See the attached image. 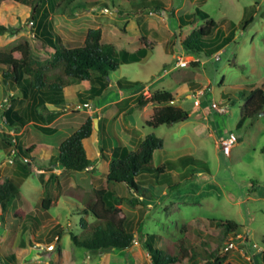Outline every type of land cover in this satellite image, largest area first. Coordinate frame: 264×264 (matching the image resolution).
Instances as JSON below:
<instances>
[{
  "label": "rangeland",
  "instance_id": "1",
  "mask_svg": "<svg viewBox=\"0 0 264 264\" xmlns=\"http://www.w3.org/2000/svg\"><path fill=\"white\" fill-rule=\"evenodd\" d=\"M102 1L110 8L101 9L91 0L58 3L50 19L61 42L68 47L80 46L89 29L101 28L103 43L117 51H136L143 46L145 35L149 55L141 61L121 63L111 72L110 87L104 95L93 100L88 90L90 82L76 79L65 90L66 112L52 124L57 128L55 133L46 134L33 123L17 130V139L24 148L36 146L31 160L33 173L24 181L15 175V164L8 161L11 151L0 150V183L5 177L21 182L20 198L10 203L6 219L0 221V264H151L144 248L150 234H155L156 246L170 253H176L177 246L184 247V238L197 245L205 242L201 248L207 253L199 255L198 264H264V110L238 126L245 95L264 82V0H160L164 5L161 12L144 13L147 33L139 27L136 15L118 16V6L127 7V0ZM197 8L207 12L218 23L220 32L232 38L218 52L208 50L206 54L205 48L190 54L183 44L205 20L194 16L190 24L182 25L179 16L194 13ZM30 15L26 6L2 2L0 25L8 29L0 34V48L28 39L35 58L45 63L52 49L42 47L35 38L34 26L28 22ZM214 37L216 32L208 38L213 48L221 39ZM179 57L190 60L189 66H178ZM1 69L0 148L3 133L11 135L2 119L4 108L11 103L14 110H22L27 104L18 89L10 90L3 83ZM118 80H139L145 86L120 100L125 95L120 94ZM157 90L170 91L174 104L190 113L189 119L158 128L147 126L154 107L136 104ZM197 99L199 106L195 104ZM213 101L227 106L226 112L219 114L211 105ZM126 111L131 113L125 115ZM89 116L107 127V151L108 146L123 142L115 133L127 138L128 119L132 118L140 139L151 132L163 139L164 147L154 154L156 166L167 155L180 161L178 171L167 170L172 179L170 188L142 184L133 193L142 203L120 205L129 229L135 233L132 246L126 249L91 253L77 247L70 236L73 233L82 237V216L94 220L82 213L83 191L108 185V161L100 156L95 140L85 142L89 158L98 147L93 169L62 170L54 164L61 142ZM230 132L237 135L238 142L231 155H225L222 140ZM183 155H192L196 165H184L178 159ZM51 173L57 176L55 182H48ZM47 184L51 185L53 202L48 211H43ZM17 209L36 219L13 215ZM219 220L240 223V233L225 235ZM209 253L212 258L205 257Z\"/></svg>",
  "mask_w": 264,
  "mask_h": 264
},
{
  "label": "trees",
  "instance_id": "2",
  "mask_svg": "<svg viewBox=\"0 0 264 264\" xmlns=\"http://www.w3.org/2000/svg\"><path fill=\"white\" fill-rule=\"evenodd\" d=\"M4 1H13L30 8L31 15L28 22L34 26L33 33L42 47L52 49L51 58L45 63L35 58L32 42L28 39L11 43L0 48L1 79L10 90L18 89L22 97L27 101L22 110H14L11 106L4 108L2 119L5 118V125L8 131H15L28 124L33 123L38 129L46 134H53L57 128L52 124L65 111L66 97L65 90L75 84L76 79L90 82V99L102 97L104 92L110 87V74L119 69L121 63L141 61L149 51V43L146 36L143 37V46L136 51H117L111 44L103 43V31L101 28L89 29L84 43L80 46L68 47L61 42L51 23L50 15L58 3H70L74 0H0V7ZM92 5L99 8H110L107 2L101 0H91ZM114 1V0H112ZM118 6V16L126 17L131 14L136 15L137 23L144 33L148 32L144 25V13L157 10L161 12L164 5L160 0H127L125 7ZM129 8V9H128ZM167 10V9H166ZM194 16H199L205 20V24L191 38L184 41L185 48L191 53L201 52L205 48L206 54L218 52L232 38L220 32L218 23L205 11L197 8L194 13L180 15L179 20L182 25L190 24ZM8 28L0 25V34ZM216 32V37H220V42L211 47L208 38ZM220 33V34H219ZM117 85L120 91L129 94L144 87V83L139 80H118ZM175 97L168 90H157L149 97L140 99L137 107L152 104L154 107L151 117L146 120V125L158 128L164 124H173L189 119L190 113L184 108L174 104ZM264 110V82L261 87H254L245 95V103L242 108V117L238 126H242L247 119H254L256 115ZM131 113L126 111L124 114ZM106 127L99 123V128H95L93 116H89L82 125L68 135L59 145L54 164H59L62 170L85 171L94 167L96 162L89 158L84 144V140L92 135L99 139L100 156L109 162L106 178L108 185L106 188L83 191L81 201L83 202L82 213L85 216L91 215L93 222L88 221L84 216L80 219L83 229L82 237L70 234L74 244L91 253L105 252L112 250L126 249L132 246L135 233L128 227L127 219L121 214L120 205L128 203L136 205L142 203L139 197L133 193L140 190L141 185H149L154 188L156 185L170 188L172 179L167 170L178 171L179 160L167 158L160 166L154 162L156 150L164 147V141L156 133L146 134L139 138L136 129H128L131 134V144L134 149H129L125 145L111 146L108 151L104 148L105 139L109 137ZM1 144L3 148H12V136L3 133ZM15 175L24 181L33 173L31 160L34 159L36 146L24 148L21 142L15 144ZM264 153V147L262 148ZM30 158V162H24L23 158ZM178 159L184 165L194 163L192 155H183ZM49 168H44L47 170ZM181 178L183 176H180ZM184 177H187L184 174ZM57 176L51 173L48 182H55ZM18 181L6 177L0 183V221L5 220L4 214L8 207L16 198H20V185ZM41 208L48 211L53 202L51 185L45 187ZM14 215L21 219L36 218L20 209L14 211ZM224 234L236 236L240 233L242 225L234 220H219ZM187 229V228H186ZM185 229V230H186ZM184 230V231H185ZM188 230V229H187ZM200 236L204 233L197 231ZM183 240V239H182ZM155 234H150L145 242L144 248L148 252L151 264H198L199 255L206 254L201 245L182 241L183 246H177L176 253H170L164 248L156 246ZM264 248V237L261 240ZM204 252V253H203ZM203 253V254H202ZM264 262V252L262 253ZM204 256V255H203ZM212 258V254L205 256Z\"/></svg>",
  "mask_w": 264,
  "mask_h": 264
},
{
  "label": "built area",
  "instance_id": "3",
  "mask_svg": "<svg viewBox=\"0 0 264 264\" xmlns=\"http://www.w3.org/2000/svg\"><path fill=\"white\" fill-rule=\"evenodd\" d=\"M189 64H190V60H183V58L179 57L178 66L187 67V66H189ZM5 102H7V99H5ZM195 104L197 106H199L200 105V101L197 99L195 101ZM211 105L219 114H223V113L226 112V107L227 106H220L214 101L211 103ZM9 106H10V104H8L6 106V108H8ZM3 121L5 123V118L3 119ZM10 134L12 136V142H13V147H12V151H11V155H13V156H10L8 158V161L10 163H14V157H15V152H16L15 144L17 143V136H16V132L13 131V130L10 131ZM237 142H238L237 135L235 133H233V132H230L229 135L222 140V151H223V153L226 154V155H230L232 147ZM30 160L31 159L28 158V157L23 158V161L26 162V163L30 162ZM231 245H233V244L231 243Z\"/></svg>",
  "mask_w": 264,
  "mask_h": 264
},
{
  "label": "crops",
  "instance_id": "4",
  "mask_svg": "<svg viewBox=\"0 0 264 264\" xmlns=\"http://www.w3.org/2000/svg\"><path fill=\"white\" fill-rule=\"evenodd\" d=\"M29 9H30V8H29ZM148 55H149V51H148L147 56H148ZM147 56H146V57H147ZM146 57H145V58H146ZM145 58H144V59H145ZM144 59H143V60H144ZM144 86H145V85H144ZM120 94H121V96H122V95H125V93L122 92V91H120ZM128 97H129L128 95L122 96V97L120 98V100H122V99H126V98H128ZM124 113H125V112H124ZM128 123L130 124V125H129L130 127H128V129H132L131 127H133V128H136V127H137L135 124H133V120H132V118H129V119H128ZM103 125H104V124H103ZM106 130H107V127H106ZM115 135H116V137H118V139H120V137H121V139H122V141H123V142H121V143L118 144V145H125V146H127L129 149H134V146L131 144V134H129V133H125V135H127V138L122 137L121 134L118 135V134L115 133ZM89 139L95 140V141L97 142V144H99V139H98V137H97L96 135H92V136L89 137L88 139L84 140V144H85V142H86L87 140H89ZM111 139H113L112 136H111ZM125 139H126V140H125ZM130 144L133 146V148L130 147V146H131ZM114 145H116V144H114ZM114 145H113V146H114ZM1 146H2V144H1ZM85 147H86V144H85ZM108 148H110V146H108ZM86 149H87V148H86ZM0 150H1V151H5V150H6V151H9V152H10V151H12V148H7V149H5V148H3V146H2V147L0 148ZM97 153H99V152H98V147H97ZM97 153H95L94 156L91 157V159L94 160L95 162H96L95 158L97 157ZM225 155H226V154H225ZM230 155H231V154H230ZM9 156H10V155H9ZM11 156H13V155H11ZM7 157H8V156H6V159H7ZM167 157H169V155L165 156L164 160L167 159ZM173 159H176V158L174 157ZM164 160H163V162H164ZM163 162H162V163H163ZM162 163H161V164H162ZM95 165H96V164H95ZM108 168H109V162H108ZM90 169H93V167H90ZM90 169H89V170H90ZM86 171H88V170H86ZM5 178H6V177H5ZM5 178H4V179H5ZM10 178H11V177H10ZM86 191H90V190H86ZM20 192H21V191H20ZM20 209H21V208H20ZM13 215H14V213H13Z\"/></svg>",
  "mask_w": 264,
  "mask_h": 264
},
{
  "label": "water",
  "instance_id": "5",
  "mask_svg": "<svg viewBox=\"0 0 264 264\" xmlns=\"http://www.w3.org/2000/svg\"><path fill=\"white\" fill-rule=\"evenodd\" d=\"M94 123H95V128L98 129L99 128V125H98V119H94Z\"/></svg>",
  "mask_w": 264,
  "mask_h": 264
}]
</instances>
